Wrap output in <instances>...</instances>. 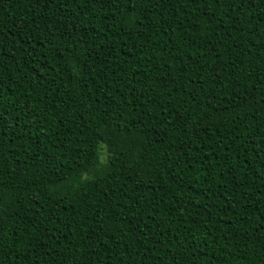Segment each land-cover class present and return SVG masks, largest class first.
I'll use <instances>...</instances> for the list:
<instances>
[{"label":"trees","instance_id":"16d2710c","mask_svg":"<svg viewBox=\"0 0 264 264\" xmlns=\"http://www.w3.org/2000/svg\"><path fill=\"white\" fill-rule=\"evenodd\" d=\"M0 264H264V0H0Z\"/></svg>","mask_w":264,"mask_h":264},{"label":"snow or ice","instance_id":"6c2138e0","mask_svg":"<svg viewBox=\"0 0 264 264\" xmlns=\"http://www.w3.org/2000/svg\"><path fill=\"white\" fill-rule=\"evenodd\" d=\"M0 183H2V181H0Z\"/></svg>","mask_w":264,"mask_h":264}]
</instances>
